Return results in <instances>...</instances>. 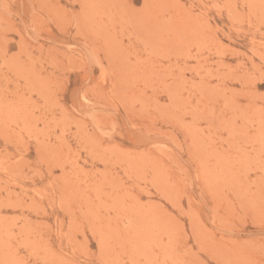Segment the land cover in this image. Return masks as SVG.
I'll use <instances>...</instances> for the list:
<instances>
[{"label": "rangeland", "instance_id": "rangeland-1", "mask_svg": "<svg viewBox=\"0 0 264 264\" xmlns=\"http://www.w3.org/2000/svg\"><path fill=\"white\" fill-rule=\"evenodd\" d=\"M0 257L264 264V0H0Z\"/></svg>", "mask_w": 264, "mask_h": 264}, {"label": "bare ground", "instance_id": "bare-ground-1", "mask_svg": "<svg viewBox=\"0 0 264 264\" xmlns=\"http://www.w3.org/2000/svg\"><path fill=\"white\" fill-rule=\"evenodd\" d=\"M8 191V190H7ZM12 194V193H11ZM10 196V195H9ZM29 215V214H28ZM133 215V214H132ZM27 216V215H26ZM136 216V215H135ZM126 232V231H125ZM103 233V232H102ZM6 234V233H5ZM106 236V235H105ZM12 238V237H11ZM30 238V237H29ZM15 239V238H14ZM27 240V239H26ZM30 240V239H29ZM8 242V241H7ZM2 244V243H1ZM2 247V246H1ZM12 247V246H11ZM36 247V246H35ZM110 248V247H109ZM2 249V248H1ZM5 249H7V248H5ZM15 249V248H14ZM9 251V250H8ZM11 251H12V249H11ZM3 252V251H2ZM7 252V251H6ZM4 253V252H3ZM1 258V257H0ZM8 258H9V256H8ZM9 262V261H8Z\"/></svg>", "mask_w": 264, "mask_h": 264}]
</instances>
